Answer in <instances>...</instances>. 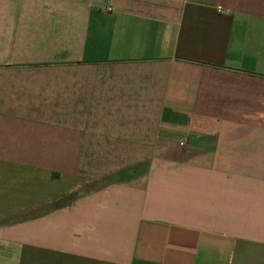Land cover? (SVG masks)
Listing matches in <instances>:
<instances>
[{
	"label": "crops",
	"instance_id": "1",
	"mask_svg": "<svg viewBox=\"0 0 264 264\" xmlns=\"http://www.w3.org/2000/svg\"><path fill=\"white\" fill-rule=\"evenodd\" d=\"M0 264H264V0H0Z\"/></svg>",
	"mask_w": 264,
	"mask_h": 264
},
{
	"label": "rangeland",
	"instance_id": "2",
	"mask_svg": "<svg viewBox=\"0 0 264 264\" xmlns=\"http://www.w3.org/2000/svg\"><path fill=\"white\" fill-rule=\"evenodd\" d=\"M143 169V164H137L133 165L130 170L123 171L122 173H119L117 176H128L130 174H134L135 172L142 170ZM74 195V192H71L69 195L63 197V200H68L72 198Z\"/></svg>",
	"mask_w": 264,
	"mask_h": 264
},
{
	"label": "built area",
	"instance_id": "3",
	"mask_svg": "<svg viewBox=\"0 0 264 264\" xmlns=\"http://www.w3.org/2000/svg\"><path fill=\"white\" fill-rule=\"evenodd\" d=\"M107 8H109V7H107Z\"/></svg>",
	"mask_w": 264,
	"mask_h": 264
}]
</instances>
